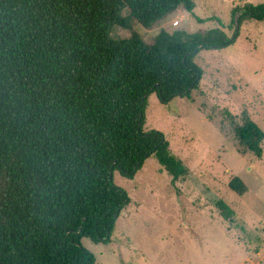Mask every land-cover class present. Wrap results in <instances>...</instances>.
Listing matches in <instances>:
<instances>
[{
	"label": "trees",
	"instance_id": "trees-1",
	"mask_svg": "<svg viewBox=\"0 0 264 264\" xmlns=\"http://www.w3.org/2000/svg\"><path fill=\"white\" fill-rule=\"evenodd\" d=\"M194 0H0V264H95L82 243H109L129 204L114 173L134 178L154 155L178 180L188 168L164 133L145 130L150 94L191 98L202 50L234 42L220 27L152 29ZM126 12V13H125ZM238 23L264 20V2L236 7ZM202 21L201 18H197ZM131 31L111 35L114 26ZM232 28L237 29L235 18ZM239 152L263 153L264 131L245 109L223 111ZM229 187L247 186L233 175ZM223 219L234 210L220 199Z\"/></svg>",
	"mask_w": 264,
	"mask_h": 264
},
{
	"label": "rangeland",
	"instance_id": "rangeland-1",
	"mask_svg": "<svg viewBox=\"0 0 264 264\" xmlns=\"http://www.w3.org/2000/svg\"><path fill=\"white\" fill-rule=\"evenodd\" d=\"M194 1L193 12L179 7L171 15L179 20L176 26L168 18L152 29L133 25L146 41L160 29L216 27L234 38L227 47L195 57L203 75L191 98L177 96L168 103L155 93L148 98L144 129L162 131L188 172L174 180L154 155L134 178L115 172L114 182L130 201L109 243L82 239L95 264H264V141L260 158L242 154L223 114L228 109L239 119L246 109L264 131V20L231 27L236 7L264 0ZM130 34L116 25L111 32L115 38ZM233 175L245 182L244 194L229 187ZM220 199L233 208V221L221 217Z\"/></svg>",
	"mask_w": 264,
	"mask_h": 264
},
{
	"label": "crops",
	"instance_id": "crops-1",
	"mask_svg": "<svg viewBox=\"0 0 264 264\" xmlns=\"http://www.w3.org/2000/svg\"><path fill=\"white\" fill-rule=\"evenodd\" d=\"M172 14H174V13H172ZM172 14H171V15H172ZM175 14H176V13H175ZM171 15H169L167 18L170 19V20H172V21H173V20H177L176 17H175L176 15H173V16H171ZM170 16H171V17H170Z\"/></svg>",
	"mask_w": 264,
	"mask_h": 264
},
{
	"label": "water",
	"instance_id": "water-1",
	"mask_svg": "<svg viewBox=\"0 0 264 264\" xmlns=\"http://www.w3.org/2000/svg\"><path fill=\"white\" fill-rule=\"evenodd\" d=\"M238 15H239V14H236V15H235V22H236V26H237V28L239 29Z\"/></svg>",
	"mask_w": 264,
	"mask_h": 264
},
{
	"label": "built area",
	"instance_id": "built-area-1",
	"mask_svg": "<svg viewBox=\"0 0 264 264\" xmlns=\"http://www.w3.org/2000/svg\"><path fill=\"white\" fill-rule=\"evenodd\" d=\"M171 22H172V25H174V26H176V25L179 24V20H173V21H171Z\"/></svg>",
	"mask_w": 264,
	"mask_h": 264
}]
</instances>
